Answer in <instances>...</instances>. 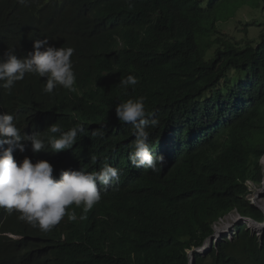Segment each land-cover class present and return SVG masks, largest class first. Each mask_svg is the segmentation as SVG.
<instances>
[{"label":"trees","instance_id":"trees-1","mask_svg":"<svg viewBox=\"0 0 264 264\" xmlns=\"http://www.w3.org/2000/svg\"><path fill=\"white\" fill-rule=\"evenodd\" d=\"M246 4L258 14L238 33L249 36L250 28L258 33L245 43L233 42L220 26ZM18 33L72 47L89 70L79 80L85 98L116 107L143 96L146 112L159 121L148 129L150 136L168 138L177 148L162 154L166 164L159 172L137 169L129 159L131 126L118 120L115 108L102 113L105 135L83 143L76 168L96 170L107 162L119 170V179L90 211V231L57 229L49 234L51 243L36 242L35 229L18 243L0 236V264H45L50 253L57 264H188V250L201 246L215 221L231 210L264 218L246 200L247 181L259 185L263 179L264 0L115 3L101 10L89 39L52 28L35 13ZM128 75L138 79L134 88L119 85ZM55 93L69 98L63 90ZM57 103L63 104L52 96L42 107L54 111ZM135 198L141 201L132 203ZM237 230L235 241L219 243L207 260L197 254V264H264L257 236ZM235 248L240 255L230 251Z\"/></svg>","mask_w":264,"mask_h":264},{"label":"clouds","instance_id":"clouds-1","mask_svg":"<svg viewBox=\"0 0 264 264\" xmlns=\"http://www.w3.org/2000/svg\"><path fill=\"white\" fill-rule=\"evenodd\" d=\"M133 1L0 0V236L6 240L17 243L25 240L29 237L28 229L38 232L33 237L36 242L47 243H51L49 234L57 233V229L74 234L90 231L89 213L102 199V191L113 181H118L119 170L107 162L96 170L76 168L79 166L75 158L79 157L84 142L91 145L98 137L103 138L106 125H101L99 118L107 110L115 108L118 120L132 128L135 139L129 159L135 168L159 172L166 164L162 154L177 148L168 138L150 136L148 129L157 127L159 121L153 113L146 112L143 96L129 98L116 107L105 101L85 98L79 80L80 75L86 77L89 70L73 55L72 47L57 48L50 45L47 38L28 40L18 33L30 16L40 13L52 28L59 26L77 37L89 39L101 10L115 3L128 7ZM137 83L134 75H128L121 77L119 85L134 88ZM62 90L69 98L55 93ZM52 96L63 102L57 103L54 111L42 107ZM13 103L22 107L21 110L8 108ZM96 159L91 157L93 163ZM263 160L264 155L260 160L262 182L258 185L252 180L247 181L246 200L264 216V210L253 200L254 196L264 197L260 194L264 186ZM140 199L135 198L132 203ZM234 211L236 214H231ZM231 215L236 220L227 231L233 233L217 234L216 224ZM120 220L123 227V215ZM249 222L264 227V218L256 219L238 209L220 217L203 244L188 250V264L192 255L197 264V254L207 260L214 250H218L219 243H233L238 227L257 236L260 249H263L264 228L254 233L256 230ZM231 250L240 255L238 248ZM38 257L44 255L40 252ZM45 264H57L52 253Z\"/></svg>","mask_w":264,"mask_h":264},{"label":"rangeland","instance_id":"rangeland-1","mask_svg":"<svg viewBox=\"0 0 264 264\" xmlns=\"http://www.w3.org/2000/svg\"><path fill=\"white\" fill-rule=\"evenodd\" d=\"M257 14H258V12L255 9H253V7L250 4H246L239 9V11L236 14V17H232L228 22L222 21L223 24L220 26V29L226 33V34H224V36L228 39H231L233 42L245 43L247 39L253 38V36L258 33V29L250 28L249 29L250 30L249 36H246L243 33H238V31L242 30L243 26L247 22H251L252 18L254 16H257ZM238 21H242L241 25H238ZM233 35L235 36V38L233 37ZM254 191H255V189H253L252 194H254ZM236 212L237 211H234L231 214L234 215V214H236ZM228 218L223 220V221L227 222ZM223 221H221V223ZM218 224H220V223H218ZM226 232H228L227 235H231L233 233V231H229V230ZM254 233H258V231H255Z\"/></svg>","mask_w":264,"mask_h":264},{"label":"bare ground","instance_id":"bare-ground-1","mask_svg":"<svg viewBox=\"0 0 264 264\" xmlns=\"http://www.w3.org/2000/svg\"><path fill=\"white\" fill-rule=\"evenodd\" d=\"M263 163H264V160H263ZM260 192V191H259ZM261 195H264V186L263 188L261 189V192H260ZM253 200L264 210V197L263 198H256L255 196L253 197ZM236 220V217L231 215L229 218H228V221L225 222L223 221L222 223L220 224H217L215 226L216 228V232L217 234H221L222 232L224 231H227V229H230V227L232 226L233 222L232 221H235ZM249 226L256 230V231H261L264 227L263 225H260V224H255L254 222H249Z\"/></svg>","mask_w":264,"mask_h":264},{"label":"water","instance_id":"water-1","mask_svg":"<svg viewBox=\"0 0 264 264\" xmlns=\"http://www.w3.org/2000/svg\"><path fill=\"white\" fill-rule=\"evenodd\" d=\"M190 264H195V257L193 255H192V260H191Z\"/></svg>","mask_w":264,"mask_h":264}]
</instances>
